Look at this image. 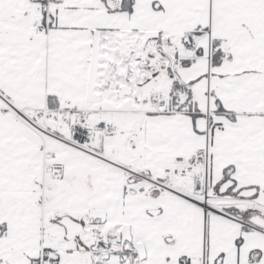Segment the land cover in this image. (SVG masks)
Returning <instances> with one entry per match:
<instances>
[{"label":"snow or ice","instance_id":"6c2138e0","mask_svg":"<svg viewBox=\"0 0 264 264\" xmlns=\"http://www.w3.org/2000/svg\"><path fill=\"white\" fill-rule=\"evenodd\" d=\"M0 264H264V0H0Z\"/></svg>","mask_w":264,"mask_h":264}]
</instances>
